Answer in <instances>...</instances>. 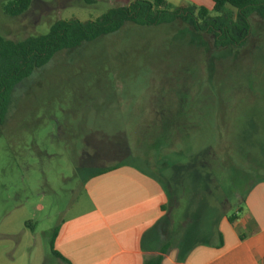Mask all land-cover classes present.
I'll return each instance as SVG.
<instances>
[{
	"label": "rangeland",
	"instance_id": "rangeland-1",
	"mask_svg": "<svg viewBox=\"0 0 264 264\" xmlns=\"http://www.w3.org/2000/svg\"><path fill=\"white\" fill-rule=\"evenodd\" d=\"M115 6L32 0L15 20L0 9V37H44ZM250 23L244 46L227 49L179 22L127 25L22 81L0 127V264H60L54 230L88 209L85 184L114 167L150 171L172 212L200 219L197 243L215 237L264 177V20Z\"/></svg>",
	"mask_w": 264,
	"mask_h": 264
},
{
	"label": "crops",
	"instance_id": "crops-1",
	"mask_svg": "<svg viewBox=\"0 0 264 264\" xmlns=\"http://www.w3.org/2000/svg\"><path fill=\"white\" fill-rule=\"evenodd\" d=\"M115 1L123 4L117 8L137 0ZM165 1L173 8H213L211 0ZM243 192L234 223L221 218L215 237L204 235L197 243L200 219L172 212L150 171L118 168L85 184L88 209L61 224L53 250L68 264H150L159 258L161 264H264V177Z\"/></svg>",
	"mask_w": 264,
	"mask_h": 264
},
{
	"label": "trees",
	"instance_id": "trees-1",
	"mask_svg": "<svg viewBox=\"0 0 264 264\" xmlns=\"http://www.w3.org/2000/svg\"><path fill=\"white\" fill-rule=\"evenodd\" d=\"M211 1L213 8L208 12L192 6L173 8L165 0H137L127 7L109 9L94 22L82 24L77 21H59L44 37L28 38L20 43L9 42L0 37V127L12 92L35 70L46 66L62 52L73 51L84 44L116 34L127 25L151 28L179 22L190 26L195 33L211 37L216 48H242L252 34V16L256 15L260 21L264 20V0ZM31 4L32 0H1L0 9L5 17L15 20L22 17ZM211 15L215 17L212 18ZM165 142L161 140V144H169ZM117 169L118 167L103 170L94 177ZM227 220L233 224L235 216ZM57 232L58 228L54 230L50 243L51 255L61 263L68 264L53 250ZM161 262L159 258L150 264Z\"/></svg>",
	"mask_w": 264,
	"mask_h": 264
}]
</instances>
